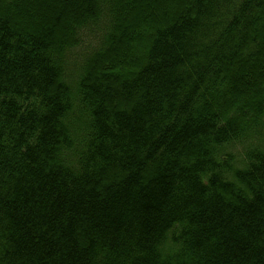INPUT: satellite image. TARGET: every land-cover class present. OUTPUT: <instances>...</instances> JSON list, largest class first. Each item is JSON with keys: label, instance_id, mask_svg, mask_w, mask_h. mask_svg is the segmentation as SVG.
Masks as SVG:
<instances>
[{"label": "trees", "instance_id": "16d2710c", "mask_svg": "<svg viewBox=\"0 0 264 264\" xmlns=\"http://www.w3.org/2000/svg\"><path fill=\"white\" fill-rule=\"evenodd\" d=\"M0 264H264V0H0Z\"/></svg>", "mask_w": 264, "mask_h": 264}]
</instances>
